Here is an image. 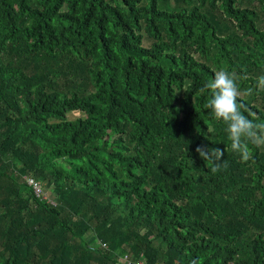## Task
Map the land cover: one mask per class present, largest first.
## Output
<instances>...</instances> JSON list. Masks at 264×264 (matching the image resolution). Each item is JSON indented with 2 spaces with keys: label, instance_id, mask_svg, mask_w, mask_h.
I'll list each match as a JSON object with an SVG mask.
<instances>
[{
  "label": "trees",
  "instance_id": "1",
  "mask_svg": "<svg viewBox=\"0 0 264 264\" xmlns=\"http://www.w3.org/2000/svg\"><path fill=\"white\" fill-rule=\"evenodd\" d=\"M220 69L264 120V0H0V264H264V146L198 91Z\"/></svg>",
  "mask_w": 264,
  "mask_h": 264
},
{
  "label": "clouds",
  "instance_id": "2",
  "mask_svg": "<svg viewBox=\"0 0 264 264\" xmlns=\"http://www.w3.org/2000/svg\"><path fill=\"white\" fill-rule=\"evenodd\" d=\"M257 88L264 90V75L257 77ZM198 91L201 95L210 96L206 108L212 118L225 124L233 152L247 160L250 158L249 144L264 146V120L258 117L253 119L254 114L241 99L242 96H250L252 89L242 92L236 73L220 69ZM195 151L200 159L212 165V172L227 167L228 162L224 159L222 148L200 145ZM192 264H199V261L194 259Z\"/></svg>",
  "mask_w": 264,
  "mask_h": 264
},
{
  "label": "rangeland",
  "instance_id": "3",
  "mask_svg": "<svg viewBox=\"0 0 264 264\" xmlns=\"http://www.w3.org/2000/svg\"><path fill=\"white\" fill-rule=\"evenodd\" d=\"M257 53H260L262 54V51L260 49H257L256 50ZM84 118V115L81 114V113H71L67 116V121L68 122H75L77 119H83ZM44 186V184H42ZM46 194H47V197L50 201H52V203H55L56 202V197H55V194L50 192V191H46ZM83 239L88 242V243H95L96 241L93 239V236L91 234V232H86L83 236ZM127 257H128V254H123L121 256H118V262L120 264H126L127 263Z\"/></svg>",
  "mask_w": 264,
  "mask_h": 264
},
{
  "label": "built area",
  "instance_id": "4",
  "mask_svg": "<svg viewBox=\"0 0 264 264\" xmlns=\"http://www.w3.org/2000/svg\"><path fill=\"white\" fill-rule=\"evenodd\" d=\"M23 178L25 180L26 186L30 188L33 196L36 199H38L39 201H45L49 204L55 205V203H52V201L48 199L46 192L43 190V188L41 187L39 183H37L33 178H30V177H23ZM127 263H128V260H127ZM135 264H144V262L141 260H137ZM154 264H159V263H154Z\"/></svg>",
  "mask_w": 264,
  "mask_h": 264
}]
</instances>
